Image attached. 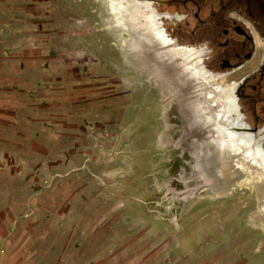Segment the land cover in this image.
<instances>
[{
  "label": "rangeland",
  "instance_id": "obj_1",
  "mask_svg": "<svg viewBox=\"0 0 264 264\" xmlns=\"http://www.w3.org/2000/svg\"><path fill=\"white\" fill-rule=\"evenodd\" d=\"M0 2L9 35L0 48L23 51L26 68L41 65L35 81L46 90L57 83V65L62 72L73 66L74 104L67 174L25 189L26 173L0 169V189L11 188L15 196L0 193V211L15 205L18 212L0 216L9 223L0 232V260L264 264V221L252 174L225 159L218 166L223 182L196 166L193 108H186L185 121L177 94L167 93L172 86L145 70L152 64L168 71L172 61L130 51L108 0ZM202 139L201 164L208 148ZM6 177L13 182L4 183ZM22 190L25 199L17 197Z\"/></svg>",
  "mask_w": 264,
  "mask_h": 264
},
{
  "label": "flooded vegetation",
  "instance_id": "obj_2",
  "mask_svg": "<svg viewBox=\"0 0 264 264\" xmlns=\"http://www.w3.org/2000/svg\"><path fill=\"white\" fill-rule=\"evenodd\" d=\"M126 2L139 14L134 23L146 57L172 61L165 76L180 79V93L197 96L202 117L210 116L202 127L190 126L197 141L208 129L220 140L201 165L223 181L217 169L232 154L235 168L252 174L264 221V0Z\"/></svg>",
  "mask_w": 264,
  "mask_h": 264
},
{
  "label": "crops",
  "instance_id": "obj_3",
  "mask_svg": "<svg viewBox=\"0 0 264 264\" xmlns=\"http://www.w3.org/2000/svg\"><path fill=\"white\" fill-rule=\"evenodd\" d=\"M0 7H3L1 2ZM8 36L0 21V40ZM23 56V51L0 48V153H3L0 169L26 173L23 184L26 189L27 184L43 183L55 174H67L73 168L70 161L73 131L72 125L68 129V120L73 119L74 104L73 66L66 65L62 72L59 69L62 66L57 65L56 71L60 72L56 76L57 83L46 90L35 81L41 76V65L26 68L21 64ZM27 88L29 94L25 92ZM29 169L35 170L32 176L30 172L27 174ZM2 180L13 182L7 177ZM0 193L4 195L2 199L15 197L11 196V188L5 190L2 187ZM26 196L23 190L17 195L19 199ZM15 214H18L15 205L0 211L1 217ZM8 225L7 221H0V232H5ZM7 261L2 257L0 264H8Z\"/></svg>",
  "mask_w": 264,
  "mask_h": 264
},
{
  "label": "bare ground",
  "instance_id": "obj_4",
  "mask_svg": "<svg viewBox=\"0 0 264 264\" xmlns=\"http://www.w3.org/2000/svg\"><path fill=\"white\" fill-rule=\"evenodd\" d=\"M132 2H130L131 4ZM129 3L126 2V0H108V8L110 13L113 16V19L116 23V25L120 28L123 29L124 31L127 32V34L129 35V50L130 51H143L144 48V43H145V38L143 35L140 34L139 32V26L138 28H136V25L134 23V17H136L137 12L136 10L133 11V8L131 7ZM134 6V5H133ZM135 12V13H134ZM136 14V15H135ZM125 43V42H124ZM156 61V60H155ZM135 65V64H134ZM159 64H157L158 66ZM136 66V65H135ZM138 66V65H137ZM159 67V66H158ZM153 65L152 64H147L145 67V70L147 72V74H149V76L155 77L156 79H158V81L163 82L162 79L167 80V82L172 86V88L168 89L167 93H169L170 91L173 93L175 92L177 94V98L178 100L181 102V109L183 110V112L185 113L184 115V120L186 121V108L187 107H192L193 108V114L195 115L193 121H194V126L195 128H200L202 127V125H204L207 121H210V116H207L206 118H203L201 115L202 110H200V101L197 99V96L192 97V98H186L185 94H181L180 90H181V83H180V79H176L174 77H170V76H164L161 70H155L153 69ZM169 75V74H168ZM172 76V75H171ZM154 78V79H155ZM185 86V85H184ZM183 86V87H184ZM164 92V91H163ZM165 93V92H164ZM193 94V93H192ZM202 102V101H201ZM203 104V103H202ZM193 115V116H194ZM206 116V115H205ZM217 127V126H216ZM214 129V128H213ZM216 131V129H215ZM232 134V133H231ZM231 136V135H230ZM202 138H204L206 140L207 143V152L210 151V149H212L213 147H216V145H218L219 143V137L217 135V133L213 132V130H207L206 135L202 136L201 138L197 140H195V145L196 148H200L201 149V141L203 140ZM229 138V137H228ZM222 139V138H221ZM221 143V142H220ZM228 143V142H227ZM233 144V142H231ZM240 145V144H239ZM224 146V144H223ZM236 146V145H235ZM232 147V146H231ZM233 148V147H232ZM198 150V149H197ZM197 151V154L195 156L196 158V162L195 165L196 166H201V160L203 159L202 153H200ZM227 150V149H226ZM234 150V149H233ZM244 150V149H243ZM214 151V150H213ZM237 152V151H236ZM228 153V152H227ZM240 153V152H239ZM207 154V153H206ZM223 154V153H222ZM225 154V153H224ZM214 155V153H213ZM228 155V154H225ZM224 155V156H225ZM216 156V155H215ZM230 156V155H229ZM228 156V157H229ZM226 157V156H225ZM233 157V156H232ZM226 160L228 158H225ZM204 160H207V155H204ZM232 160V159H231ZM221 161V160H220ZM225 162V161H224ZM229 162V161H228ZM222 164V163H221ZM228 166V163H227ZM252 167V166H251ZM224 168V167H223ZM198 169V168H197ZM212 169V168H211ZM216 170V168H215ZM219 171V168L217 169ZM211 171V170H210ZM216 172V171H215ZM214 172V173H215ZM239 172V171H238ZM217 175V174H216ZM220 175V174H219ZM213 176V175H211ZM210 176V177H211Z\"/></svg>",
  "mask_w": 264,
  "mask_h": 264
}]
</instances>
